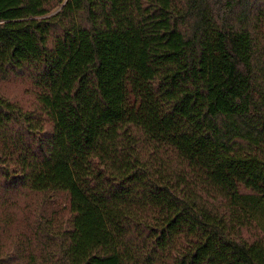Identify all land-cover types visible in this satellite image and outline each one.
Wrapping results in <instances>:
<instances>
[{"label": "trees", "instance_id": "trees-1", "mask_svg": "<svg viewBox=\"0 0 264 264\" xmlns=\"http://www.w3.org/2000/svg\"><path fill=\"white\" fill-rule=\"evenodd\" d=\"M0 264H264V0H0Z\"/></svg>", "mask_w": 264, "mask_h": 264}, {"label": "rangeland", "instance_id": "rangeland-1", "mask_svg": "<svg viewBox=\"0 0 264 264\" xmlns=\"http://www.w3.org/2000/svg\"><path fill=\"white\" fill-rule=\"evenodd\" d=\"M5 93L12 99L17 100L24 106H32L34 103V96L28 90V84L21 81H13L6 85ZM33 107V106H32ZM19 204V203H18ZM17 206V203L14 205ZM66 206V200L58 199L53 205L50 206V209L47 213V219L54 217V212H58L57 218L63 219L64 217V207ZM24 216L26 217V210H23ZM42 218L40 217V220Z\"/></svg>", "mask_w": 264, "mask_h": 264}]
</instances>
